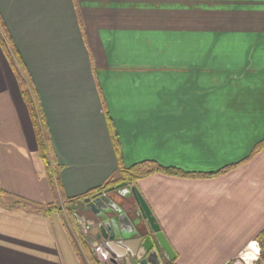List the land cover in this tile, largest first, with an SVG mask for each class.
Listing matches in <instances>:
<instances>
[{
	"label": "crops",
	"instance_id": "crops-1",
	"mask_svg": "<svg viewBox=\"0 0 264 264\" xmlns=\"http://www.w3.org/2000/svg\"><path fill=\"white\" fill-rule=\"evenodd\" d=\"M0 21L44 116L59 199L143 160L214 173L155 172L127 182L128 198L108 191L120 239H104L101 216L79 203L70 229L83 253L140 264L141 244L155 240L149 216L169 253L146 264H227L262 243L264 145L252 152L264 142V0H0ZM0 189L42 205L53 197L1 49ZM0 264L80 261L59 214L0 200Z\"/></svg>",
	"mask_w": 264,
	"mask_h": 264
},
{
	"label": "trees",
	"instance_id": "trees-1",
	"mask_svg": "<svg viewBox=\"0 0 264 264\" xmlns=\"http://www.w3.org/2000/svg\"><path fill=\"white\" fill-rule=\"evenodd\" d=\"M0 49L3 51L6 57H8V60L10 61L12 67L14 68V71H15V74L18 80V84L20 86L22 97L26 103V106H27V109L30 115V119H31L33 130H34L37 147H38L39 156H40V159L42 160L44 170L46 172V176H47L51 191L53 193L52 200L42 205V204L30 201L24 197L17 196V195H14L12 193H9L7 191L0 189V200L2 202H6V203L8 202V204L12 206L30 205L34 209L42 210L47 213L54 212V213L59 214L63 222V225L67 229L70 239L72 240V243L74 244V248L79 257L80 264H98L96 257L91 252L86 251V254H87L86 255L78 248L76 239L74 238V235H72L71 233L72 228L75 229V231H78V226L76 224V219H75V209L79 205V203L84 202L85 198L91 197L95 195L96 193H101L105 191L107 188L111 186H115L116 184L120 182L133 183L136 180L146 177L155 172H160V173L174 175V176H181V177H208L214 174V173H205V172H189V171L187 172V171H184L174 166H162L153 160H143L129 167L120 169L119 177L117 178L111 177L108 180H106L102 185L82 195L59 199V197L57 196L55 186H54V181H53L54 176H55L54 175L55 167L50 159V151H49V146H48V133L46 130L44 116L38 105L37 98L33 91L32 86L30 85L27 77H25L24 74L22 73L23 70H22L21 65L16 63L13 59V56L11 54L13 53L11 39L1 21H0ZM263 145H264V142L256 145L252 154H254L257 151H260ZM227 168H224L223 170H227ZM261 232L264 233L263 231ZM262 237L263 236L260 237V241L263 240ZM85 255L87 256V258ZM263 262H264V253H262L259 259L254 261L253 264H262ZM228 264H231V262H229Z\"/></svg>",
	"mask_w": 264,
	"mask_h": 264
},
{
	"label": "water",
	"instance_id": "water-1",
	"mask_svg": "<svg viewBox=\"0 0 264 264\" xmlns=\"http://www.w3.org/2000/svg\"><path fill=\"white\" fill-rule=\"evenodd\" d=\"M126 186V182H120L118 183L115 187H109L107 188L105 191L101 192V193H96L95 195L91 196V197H87L84 199L85 202H87L88 207L95 213V215L97 216H101L102 218V222L100 223V225H98L99 227L105 228L107 231V235L103 234V238L104 239H110L113 240L115 239H120L117 238V231H118V227L116 224V221L119 219L121 220L122 218V214L114 217H110V211H119V205L112 200L110 197L106 196V193L110 190H117V193L119 195H121L124 198H128V194L125 193L124 187ZM130 192L132 193V197L134 198L138 210L136 215L137 216H143L142 213V209L145 208L146 206L144 204V202L142 201V199L140 197H138L136 195V191L134 190V187L131 188ZM147 212L149 213V211L147 210ZM147 215V214H146ZM148 216V215H147ZM118 217V219H117ZM149 223H151L150 227L152 228V231L154 232V237L155 240H153L152 236H148L145 238L144 242L141 244V246L143 247L142 251L143 253L142 256H146L144 257V259H140L138 258L140 256V254L137 255L136 258L133 259V261H138L140 264H146L147 261L150 259V254H157L158 249L162 248L164 251L167 249L166 248V243L164 241V238L162 236V234L160 233V231L157 229V227L155 226V224H153L152 222L154 221L152 217L149 216V218H147ZM106 234V233H105ZM135 243H137V245L140 244V240L138 241H134ZM122 244H129V243H125V242H120ZM110 246V245H108ZM154 246V247H153ZM112 249V247H110ZM153 250V251H152ZM168 251V249H167ZM130 252V250L128 251ZM131 253H133V251L131 250ZM169 253V251H168ZM143 258V257H141Z\"/></svg>",
	"mask_w": 264,
	"mask_h": 264
},
{
	"label": "built area",
	"instance_id": "built-area-1",
	"mask_svg": "<svg viewBox=\"0 0 264 264\" xmlns=\"http://www.w3.org/2000/svg\"><path fill=\"white\" fill-rule=\"evenodd\" d=\"M249 244H251V243H249ZM249 244L246 248H244L242 251H240V253H238L237 257L235 258L236 261L234 264H238V263H240V264H253L254 261L259 259L260 255L262 253H264V240L262 241V243H260L259 241H255L254 244L256 245L258 250H256L253 253V256L251 257V259L249 261H246L244 259V256H243V251L246 250L247 248H249ZM262 264H264V262Z\"/></svg>",
	"mask_w": 264,
	"mask_h": 264
},
{
	"label": "rangeland",
	"instance_id": "rangeland-1",
	"mask_svg": "<svg viewBox=\"0 0 264 264\" xmlns=\"http://www.w3.org/2000/svg\"><path fill=\"white\" fill-rule=\"evenodd\" d=\"M56 193H57V192H56ZM257 249H258V248L255 247L253 243L249 244V248H247L246 250L243 251L244 259H245L246 261H249V260L251 259V258H249L250 255H253V253H254ZM235 261H236V259H234V260H232V261H230V262H231V264H234ZM205 263H206V262H205ZM205 263L202 262L201 264H205ZM228 263H229V262H228ZM228 263H227V264H228ZM238 264H240V263H238Z\"/></svg>",
	"mask_w": 264,
	"mask_h": 264
}]
</instances>
